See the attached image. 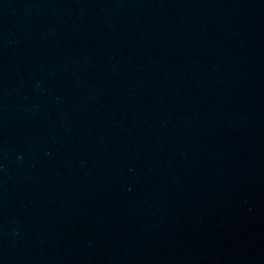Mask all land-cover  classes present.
I'll use <instances>...</instances> for the list:
<instances>
[{
  "label": "water",
  "instance_id": "95a60500",
  "mask_svg": "<svg viewBox=\"0 0 264 264\" xmlns=\"http://www.w3.org/2000/svg\"><path fill=\"white\" fill-rule=\"evenodd\" d=\"M232 0H0V264H102Z\"/></svg>",
  "mask_w": 264,
  "mask_h": 264
}]
</instances>
